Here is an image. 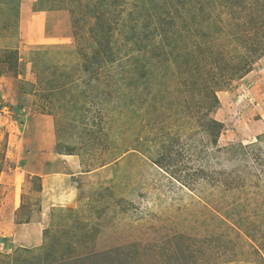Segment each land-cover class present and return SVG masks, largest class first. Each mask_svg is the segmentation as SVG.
Wrapping results in <instances>:
<instances>
[{
    "label": "rangeland",
    "instance_id": "obj_1",
    "mask_svg": "<svg viewBox=\"0 0 264 264\" xmlns=\"http://www.w3.org/2000/svg\"><path fill=\"white\" fill-rule=\"evenodd\" d=\"M18 11L0 0V264H264V0Z\"/></svg>",
    "mask_w": 264,
    "mask_h": 264
},
{
    "label": "crops",
    "instance_id": "obj_2",
    "mask_svg": "<svg viewBox=\"0 0 264 264\" xmlns=\"http://www.w3.org/2000/svg\"><path fill=\"white\" fill-rule=\"evenodd\" d=\"M36 1L37 0H19V11H18V15H19V17H20V19H21V21L23 22V27L25 28L26 27V22L28 21V17L31 15L32 16V13H34V12H32V6H34V4L36 3ZM25 3H27L26 4V9H24V4ZM32 12V13H31ZM34 14H36V12L34 13ZM27 20V21H26ZM41 26H38V27H35V29H38L39 31H40V33H43V29H41L40 28ZM34 29V30H35ZM22 35H24V33H22ZM15 100L14 101H10V104L12 105V106H14V104H15V102L17 101L16 99L17 98H14ZM0 103H2V101L0 100ZM24 111V110H23ZM28 117V114L27 115H24V118H27ZM32 121L33 120H29V122H28V125L30 126V128H31V126H32ZM42 124H43V122H42ZM24 127L26 128L27 127V120L25 119V125H24ZM33 131H34V133H32L31 132V134L32 135H35V129H33ZM36 136V135H35ZM34 143L32 142V145H33ZM51 144V143H50ZM50 144L48 143V145H45L46 147H43L44 149H45V151H47L48 149H50L51 148V146H50ZM31 147V146H30ZM32 148V147H31ZM34 148V147H33ZM29 153H32V150L30 149L29 150V152H28V154ZM40 154H42V153H40ZM70 157H72V156H64L63 157V159L64 160H67L68 161V159L70 158ZM62 158V157H61ZM37 160L38 161H35L34 162V165H35V168L37 169L36 171H39V170H42L44 167H43V163H45L46 162V160L44 159V157L42 156V155H40L38 158H37ZM26 164H27V161H26V163H25V166H26ZM61 166L60 167H62L63 169H66L65 168V163L64 162H62L61 164H60ZM25 166H16V168H15V170H14V175H16V176H18V177H21L22 176V174L24 173V174H27V175H29V178H31V177H34V176H37V177H39L40 178V180L43 182V186L45 187L46 185H47V187L49 186V187H52V186H55V185H58L59 184V182L58 181H61V183L63 182L65 185H66V187L68 186V184H67V182L65 181V177H63V176H65V175H63L62 176V174L60 173V172H57V173H55V174H53V173H49V172H41L42 174H40L39 172L38 173H36V172H32L31 170H28V168H25ZM3 173V172H2ZM31 176V177H30ZM63 177L61 180H58L60 177ZM49 183H51L52 185H49ZM54 183V184H53ZM43 187V188H44ZM5 236H3V238H2V240L4 241L5 240ZM5 244V246H7V244H9V242H4ZM0 244H2V242L0 243Z\"/></svg>",
    "mask_w": 264,
    "mask_h": 264
},
{
    "label": "trees",
    "instance_id": "obj_3",
    "mask_svg": "<svg viewBox=\"0 0 264 264\" xmlns=\"http://www.w3.org/2000/svg\"><path fill=\"white\" fill-rule=\"evenodd\" d=\"M188 61V60H187ZM184 62V61H183ZM198 73H199V75L201 74V72L200 71H198Z\"/></svg>",
    "mask_w": 264,
    "mask_h": 264
},
{
    "label": "water",
    "instance_id": "obj_4",
    "mask_svg": "<svg viewBox=\"0 0 264 264\" xmlns=\"http://www.w3.org/2000/svg\"><path fill=\"white\" fill-rule=\"evenodd\" d=\"M22 117H23V115H22Z\"/></svg>",
    "mask_w": 264,
    "mask_h": 264
}]
</instances>
